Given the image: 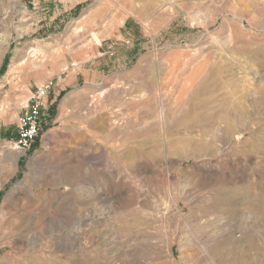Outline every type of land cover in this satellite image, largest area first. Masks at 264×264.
<instances>
[{"label": "rangeland", "instance_id": "rangeland-1", "mask_svg": "<svg viewBox=\"0 0 264 264\" xmlns=\"http://www.w3.org/2000/svg\"><path fill=\"white\" fill-rule=\"evenodd\" d=\"M14 1L0 264H264V0Z\"/></svg>", "mask_w": 264, "mask_h": 264}, {"label": "built area", "instance_id": "built-area-1", "mask_svg": "<svg viewBox=\"0 0 264 264\" xmlns=\"http://www.w3.org/2000/svg\"><path fill=\"white\" fill-rule=\"evenodd\" d=\"M51 86L38 88L24 107V112L17 120L16 137L9 142V148L18 153L26 154L38 139L43 125L45 100Z\"/></svg>", "mask_w": 264, "mask_h": 264}, {"label": "bare ground", "instance_id": "bare-ground-1", "mask_svg": "<svg viewBox=\"0 0 264 264\" xmlns=\"http://www.w3.org/2000/svg\"><path fill=\"white\" fill-rule=\"evenodd\" d=\"M20 4V0H15L14 1V5H13V8H16L17 7V5H19ZM4 6V5H3ZM0 8H2L1 9V11H0V13H2L3 15H4V8L1 6V4H0ZM3 15H1V16H3ZM8 48H9V38H6L5 39V41H4V43H3V45L2 44H0V61L2 60V57L5 55V53L7 52V50H8ZM14 57L16 58L17 57V54H14ZM15 67V66H14ZM18 69H20V66L19 67H16L14 70H18ZM196 145H199V144H196ZM196 145H194V146H196ZM7 148V147H6ZM196 149H198V148H196ZM195 151V150H194ZM199 151V150H198ZM6 152V151H5ZM196 152V151H195ZM11 155L13 154V152L12 153H10ZM8 158H9V156H8ZM16 158V157H15ZM14 158V159H15ZM172 162V161H171ZM250 208V207H249ZM240 236V235H239ZM239 239V238H238ZM219 256H220V252H219ZM226 255H224V257H225ZM228 257V256H227ZM226 257V258H227ZM235 258V257H234ZM237 258V257H236ZM18 260H19V258H17ZM244 259V258H243ZM235 260V259H234ZM242 260V259H241ZM34 261V260H33ZM40 261V260H39ZM225 262V261H224ZM235 262V261H234ZM36 263H38L37 261H36ZM248 262H246V264H247ZM224 264V263H223ZM228 264V263H227ZM232 264V263H231Z\"/></svg>", "mask_w": 264, "mask_h": 264}]
</instances>
